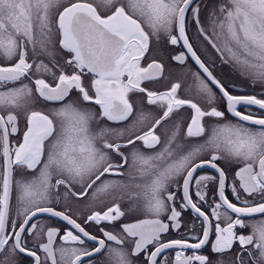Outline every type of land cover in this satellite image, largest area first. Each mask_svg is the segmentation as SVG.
<instances>
[{
	"label": "snow or ice",
	"instance_id": "obj_1",
	"mask_svg": "<svg viewBox=\"0 0 264 264\" xmlns=\"http://www.w3.org/2000/svg\"><path fill=\"white\" fill-rule=\"evenodd\" d=\"M0 264H264V0H0Z\"/></svg>",
	"mask_w": 264,
	"mask_h": 264
},
{
	"label": "flooded vegetation",
	"instance_id": "obj_2",
	"mask_svg": "<svg viewBox=\"0 0 264 264\" xmlns=\"http://www.w3.org/2000/svg\"><path fill=\"white\" fill-rule=\"evenodd\" d=\"M96 2L98 3L99 0H96ZM153 88H154V89H157V90H162L161 88H158V87H156L155 85H153ZM254 110H258V109H254Z\"/></svg>",
	"mask_w": 264,
	"mask_h": 264
},
{
	"label": "rangeland",
	"instance_id": "obj_3",
	"mask_svg": "<svg viewBox=\"0 0 264 264\" xmlns=\"http://www.w3.org/2000/svg\"><path fill=\"white\" fill-rule=\"evenodd\" d=\"M165 83L164 81H160L159 84ZM159 84H156L155 86L159 88Z\"/></svg>",
	"mask_w": 264,
	"mask_h": 264
}]
</instances>
